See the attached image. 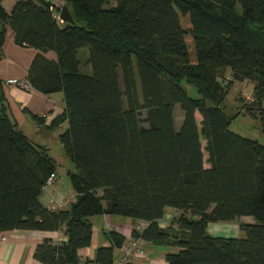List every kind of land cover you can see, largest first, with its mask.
Returning a JSON list of instances; mask_svg holds the SVG:
<instances>
[{
    "label": "trees",
    "instance_id": "16d2710c",
    "mask_svg": "<svg viewBox=\"0 0 264 264\" xmlns=\"http://www.w3.org/2000/svg\"><path fill=\"white\" fill-rule=\"evenodd\" d=\"M64 5L73 23H59L57 9L44 0H16L9 13L0 6V45L9 30L16 45L37 50L27 82L46 95L62 93L63 112L48 129L66 123L58 142L74 168L67 172L74 200L66 209L41 203L57 163L18 129L0 94V231L62 230L64 240L43 239L33 258L80 264L89 219L117 215L147 224L140 230L135 224L130 239L178 248L165 264H264V146L232 132L234 116L222 107L232 82L251 83L241 108L264 135V0ZM82 48L89 74L79 69ZM48 51L55 61L43 57ZM183 83L198 97L188 96ZM166 208L177 214L160 227ZM241 217L252 220L238 224L242 237L206 232L209 223ZM106 236L110 246L97 249V264L116 263L113 249L125 241L114 231Z\"/></svg>",
    "mask_w": 264,
    "mask_h": 264
},
{
    "label": "crops",
    "instance_id": "0c3cea01",
    "mask_svg": "<svg viewBox=\"0 0 264 264\" xmlns=\"http://www.w3.org/2000/svg\"><path fill=\"white\" fill-rule=\"evenodd\" d=\"M54 6L58 15L64 5V0H44ZM16 0H0V6L6 13H9ZM79 52V51H78ZM38 53L37 50L24 48L16 45L9 30L5 34L3 44L0 45V94L2 103L6 106L9 118L17 125L25 136L34 144L42 146L50 153L47 144L48 136L57 137L59 131L64 129L63 123L55 130L48 129L49 122L58 114L63 112L64 103L61 92L50 95L43 94L34 88L21 89L16 85L8 84V79H25L33 58ZM43 57L49 61H55V54L51 51L43 53ZM40 114L49 116L47 120L39 119ZM50 155V154H49ZM56 163L57 160L51 156ZM67 158V157H66ZM68 159V158H67ZM73 166V165H72ZM60 165L57 163L56 178L54 183L44 186L41 190L40 201L48 209L55 206L56 209H66L74 200L70 184L61 182L59 175ZM74 168L71 167L70 171ZM69 171V170H68ZM67 175V172H66ZM68 177V176H67ZM69 181V180H68ZM52 205V206H51ZM169 211L173 212L169 214ZM169 214L166 218V213ZM176 211L166 208L163 217L159 220L160 227L169 226L171 219L176 215ZM91 224V239L89 246L78 251L80 264L95 263V254L98 248L110 246L107 238L109 231L120 234L127 243L131 238V232L135 224L146 227L145 222L133 221L131 219L117 216L101 214L89 219ZM248 217H241L232 222H214L206 226V232L213 237L239 238L243 233L239 231V223H251ZM0 264H41L33 258L35 246L43 239H50L52 242L64 240L62 230L57 231H36V230H9L0 231ZM144 256L136 258V264H165V255L176 252L174 246H155L149 243L143 244ZM121 257V249L114 248L112 252L113 262Z\"/></svg>",
    "mask_w": 264,
    "mask_h": 264
},
{
    "label": "rangeland",
    "instance_id": "374dc122",
    "mask_svg": "<svg viewBox=\"0 0 264 264\" xmlns=\"http://www.w3.org/2000/svg\"><path fill=\"white\" fill-rule=\"evenodd\" d=\"M182 23L185 26L187 25L185 19H182ZM86 56H87V49L86 48L80 49L77 54V58L80 63L79 69L81 72L89 74L90 67L86 64ZM229 76H230V69L227 68L225 69L224 77L229 78ZM17 80L21 81L25 79H17ZM182 86L185 88V91L188 96L198 97L196 90L192 86L186 83H183ZM230 86L231 87L229 91L227 92V94L225 95L222 101V107L224 109V112L229 116H234V118L230 121L229 129L232 132L244 138L256 140L259 144L264 146V135L261 133L259 122L256 119H253L248 115H246L243 108H241L242 103H246L248 100H250L252 84L247 81H243V82H232ZM237 112L238 114H236ZM194 116L198 129H200V119H201L200 115L196 112ZM173 117H174L175 128L177 129L182 119V112L179 110L177 105L175 106ZM65 128L66 125L64 126L63 130L58 132V134L63 132ZM58 134L57 137L48 136L47 148L50 151L49 154L51 156H54L57 160V163L60 165L61 170H59V175H60L59 179L61 180V182H65L66 184H69L66 172H68V170L70 171V168L73 166L72 163L66 158V156L63 153L62 147L58 142ZM200 143L203 148L204 140H202V138H200ZM202 152L205 153L204 150H202ZM203 158L206 159V154H203ZM205 166H207V164H205ZM172 213L173 212L169 211V214ZM169 214L166 213L167 215L166 218L168 217Z\"/></svg>",
    "mask_w": 264,
    "mask_h": 264
},
{
    "label": "built area",
    "instance_id": "2783aa9c",
    "mask_svg": "<svg viewBox=\"0 0 264 264\" xmlns=\"http://www.w3.org/2000/svg\"><path fill=\"white\" fill-rule=\"evenodd\" d=\"M56 20L59 23H62L63 21L58 17L56 14ZM8 84H13L16 86H19L23 89H29L31 88L27 80H21L18 81L17 79H8L6 81ZM39 118H42L44 120H47L49 118L46 114H40ZM56 180V176L54 174H50L49 177L46 180L45 186H49ZM52 206V205H51ZM52 210H55L56 207L52 206ZM136 229H141V224H137ZM4 237L2 236L0 238L1 241H4ZM144 256V249H143V242L139 238L130 239L127 243L123 244L121 247V257L120 259L114 263V264H124L126 261H134L136 258H140Z\"/></svg>",
    "mask_w": 264,
    "mask_h": 264
},
{
    "label": "water",
    "instance_id": "95a60500",
    "mask_svg": "<svg viewBox=\"0 0 264 264\" xmlns=\"http://www.w3.org/2000/svg\"><path fill=\"white\" fill-rule=\"evenodd\" d=\"M58 17L63 21L67 23H73V20L69 14L68 9L66 6H63L58 14Z\"/></svg>",
    "mask_w": 264,
    "mask_h": 264
}]
</instances>
